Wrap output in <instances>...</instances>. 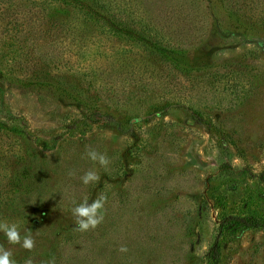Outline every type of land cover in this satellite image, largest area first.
<instances>
[{"label":"rangeland","instance_id":"obj_1","mask_svg":"<svg viewBox=\"0 0 264 264\" xmlns=\"http://www.w3.org/2000/svg\"><path fill=\"white\" fill-rule=\"evenodd\" d=\"M91 4L0 0V222L36 241L0 243L17 264H205L224 213L264 215V0ZM221 264H264V227Z\"/></svg>","mask_w":264,"mask_h":264},{"label":"clouds","instance_id":"obj_2","mask_svg":"<svg viewBox=\"0 0 264 264\" xmlns=\"http://www.w3.org/2000/svg\"><path fill=\"white\" fill-rule=\"evenodd\" d=\"M87 155L93 162L98 161L101 166L107 167L110 163L106 154L98 153L95 150L88 151ZM81 179L85 185H88L89 183L98 181L100 177L95 171L89 170ZM106 202L107 196L101 195L91 203L85 201L76 206L72 210V215L75 218L77 229L81 232H85L97 228L104 220L103 210ZM0 232L5 234L9 244L20 245L29 251L35 247L36 241L30 229L21 236L18 224L0 222ZM120 250L126 252L127 248L121 247ZM0 264H17V261L13 258V253L9 249H6L2 243H0ZM26 264H32V261L28 260ZM45 264H55V258L52 257L50 260L46 261Z\"/></svg>","mask_w":264,"mask_h":264},{"label":"trees","instance_id":"obj_3","mask_svg":"<svg viewBox=\"0 0 264 264\" xmlns=\"http://www.w3.org/2000/svg\"><path fill=\"white\" fill-rule=\"evenodd\" d=\"M65 1V0H63ZM67 1V0H66ZM69 1V0H68ZM70 1H80V0H70ZM84 8L92 11L91 0H83ZM148 46L152 47L149 43H146ZM159 53L162 56H169L168 52L164 51L163 48L158 49ZM8 128L7 125L0 122V129ZM12 130L16 133H24L25 130L20 129L17 126H12ZM222 168L224 170L235 171L230 163H223ZM253 176L257 178L260 182L264 183V169L258 173H253ZM264 227V215L258 216L255 214H242V213H224L221 218L218 220V229L217 234L213 242L210 244L209 249L206 253V262L205 264H221L222 262V249L223 241L229 235L235 234L237 231L245 229H261Z\"/></svg>","mask_w":264,"mask_h":264}]
</instances>
